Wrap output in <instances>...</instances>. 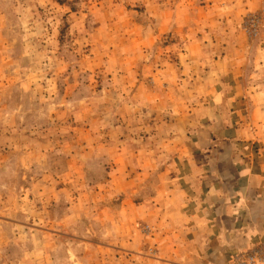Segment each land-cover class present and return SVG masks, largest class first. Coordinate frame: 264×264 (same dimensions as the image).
I'll return each instance as SVG.
<instances>
[{"label": "rangeland", "instance_id": "1", "mask_svg": "<svg viewBox=\"0 0 264 264\" xmlns=\"http://www.w3.org/2000/svg\"><path fill=\"white\" fill-rule=\"evenodd\" d=\"M256 58L264 0H0V264H72L68 228L103 218L104 163L118 153L106 135L131 117L148 126L142 106L166 93L153 75L180 112L212 97L217 65Z\"/></svg>", "mask_w": 264, "mask_h": 264}, {"label": "crops", "instance_id": "2", "mask_svg": "<svg viewBox=\"0 0 264 264\" xmlns=\"http://www.w3.org/2000/svg\"><path fill=\"white\" fill-rule=\"evenodd\" d=\"M226 63L211 73L212 97L180 112L172 109V83L153 75L166 93L142 106L148 126L134 129L131 117L129 129L108 132L103 145L114 142L108 150L118 153L104 163L103 218L83 231L68 228L72 264H234L241 252L264 251V64ZM180 101L188 106V94ZM159 133L168 137L164 144L155 143ZM173 138L182 146L165 151L164 161L154 159Z\"/></svg>", "mask_w": 264, "mask_h": 264}, {"label": "built area", "instance_id": "3", "mask_svg": "<svg viewBox=\"0 0 264 264\" xmlns=\"http://www.w3.org/2000/svg\"><path fill=\"white\" fill-rule=\"evenodd\" d=\"M234 264H264V251L258 248H251L239 253Z\"/></svg>", "mask_w": 264, "mask_h": 264}]
</instances>
